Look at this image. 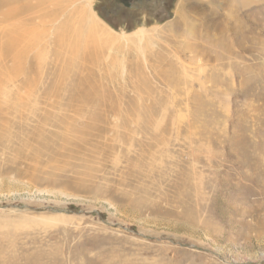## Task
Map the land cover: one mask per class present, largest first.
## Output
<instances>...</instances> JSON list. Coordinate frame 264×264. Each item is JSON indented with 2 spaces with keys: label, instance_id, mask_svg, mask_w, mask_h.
I'll return each mask as SVG.
<instances>
[{
  "label": "rangeland",
  "instance_id": "obj_1",
  "mask_svg": "<svg viewBox=\"0 0 264 264\" xmlns=\"http://www.w3.org/2000/svg\"><path fill=\"white\" fill-rule=\"evenodd\" d=\"M61 1L0 0V264H264V0Z\"/></svg>",
  "mask_w": 264,
  "mask_h": 264
},
{
  "label": "bare ground",
  "instance_id": "obj_2",
  "mask_svg": "<svg viewBox=\"0 0 264 264\" xmlns=\"http://www.w3.org/2000/svg\"><path fill=\"white\" fill-rule=\"evenodd\" d=\"M91 1L92 0H86V2H87V5H90V3H91ZM61 2H65V3H67V2H70V0H62ZM186 2V0L184 1V3ZM228 4H227V7H228V9H230V10H234V9H236V8H243V7H245V6H247V0H228V2H227ZM69 4H71V3H69ZM68 4V5H69ZM43 5V3L41 2V0H37V8H39V6H42ZM64 5V3L63 4H60V6H59V8H61L62 6ZM184 5V4H183ZM45 6V5H44ZM192 8H197L198 6H191ZM25 12H27V13H29L30 12V10L32 9V11L34 12V7H32L31 6V4L30 3H27V4H24L23 5V8H22ZM48 9V8H47ZM46 9L44 8V11H45ZM198 10V9H197ZM52 11V10H51ZM38 12H40V11H37V12H34V16L36 17V15L37 14H39V16H40V13H38ZM188 11L186 10V13H187ZM200 12H204V10H202V9H200ZM200 12H198V13H200ZM49 13H50V11L48 10V11H46L45 12V15H49ZM54 13V12H53ZM56 13H58V12H56ZM185 13V10H183L182 11V17H181V21H180V23H179V28H180V30H182L183 31V33L182 34H184V32L185 31H187V32H190V31H192V30H194L195 29V26H194V24H192L190 21H189V19H187V17H186V15L188 14H186ZM30 15L32 14V13H29ZM33 16V14H32V17H31V20H34V17ZM38 16V17H39ZM93 16V15H92ZM42 18H43V16H41ZM40 17V18H41ZM46 17V16H45ZM2 30V28H0V33H3V37L6 39L5 40V42H7V45L8 46H6L7 47V50L8 49H10V48H14V44L12 43V42H14V41H12V37L14 36V34H12L10 31H8V30H5L4 31V29H3V31H1ZM23 35V34H22ZM185 35V34H184ZM0 36H2V35H0ZM12 36V37H11ZM182 36V35H181ZM195 37H197L196 35H195ZM111 38V37H110ZM184 38H186V36L184 37ZM183 39V38H182ZM191 40H194V41H196L197 39H195V38H193L192 37V39ZM185 41H188V39L187 40H185ZM189 42V41H188ZM191 42V41H190ZM21 44V43H20ZM17 45V44H16ZM192 46V47H191ZM191 46H187L186 44H183V49H184V51L185 50H192V49H194V52H197V53H199V52H202V50L203 49H207V48H209V47H206V46H203V45H198V46H196V43H194V45H191ZM193 47H195V48H193ZM206 47V48H205ZM89 48V47H88ZM96 50V49H95ZM178 50L180 51L181 50V48H178ZM207 50H209V49H207ZM203 51H206V50H203ZM91 58H93V56L91 55V54H89V52L88 53H86L84 56H83V59L84 60H90ZM161 58V57H160ZM160 70V69H159ZM87 96V95H86ZM85 96V97H86ZM85 109V108H84ZM3 112V111H2ZM11 114V113H10ZM15 114V113H14ZM12 115V114H11ZM15 136V135H14ZM8 137V136H7ZM6 143V142H5ZM8 144V143H7Z\"/></svg>",
  "mask_w": 264,
  "mask_h": 264
},
{
  "label": "flooded vegetation",
  "instance_id": "obj_3",
  "mask_svg": "<svg viewBox=\"0 0 264 264\" xmlns=\"http://www.w3.org/2000/svg\"><path fill=\"white\" fill-rule=\"evenodd\" d=\"M115 2L121 4V5H124L125 7H130V4L133 2H136L135 4L136 5H139V2L138 0H114Z\"/></svg>",
  "mask_w": 264,
  "mask_h": 264
}]
</instances>
